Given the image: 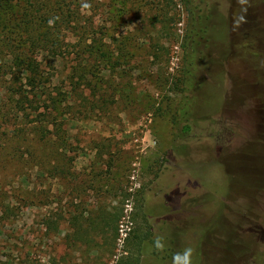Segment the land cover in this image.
I'll use <instances>...</instances> for the list:
<instances>
[{"label": "rangeland", "instance_id": "1", "mask_svg": "<svg viewBox=\"0 0 264 264\" xmlns=\"http://www.w3.org/2000/svg\"><path fill=\"white\" fill-rule=\"evenodd\" d=\"M0 63V264H264V0H0Z\"/></svg>", "mask_w": 264, "mask_h": 264}, {"label": "trees", "instance_id": "2", "mask_svg": "<svg viewBox=\"0 0 264 264\" xmlns=\"http://www.w3.org/2000/svg\"><path fill=\"white\" fill-rule=\"evenodd\" d=\"M0 64H2V63H0ZM36 65L37 64H35V66ZM37 72H38L37 68L36 67H34V68L32 67L30 69V75H27V79H28L27 84L30 86L29 90L31 92V101L30 102H33V101L39 99V96H40L39 89H41V81L38 78L39 75H38ZM21 89L22 88L20 86H18L17 89H16V92H18V94H20V95L17 96L18 99H22V96H24ZM18 103H19V100L16 101L17 105H18Z\"/></svg>", "mask_w": 264, "mask_h": 264}]
</instances>
